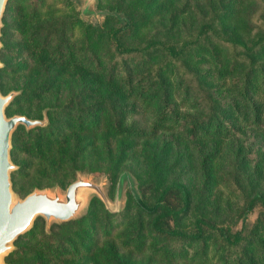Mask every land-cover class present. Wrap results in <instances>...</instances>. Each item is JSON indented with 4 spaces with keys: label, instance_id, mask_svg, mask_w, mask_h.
Listing matches in <instances>:
<instances>
[{
    "label": "trees",
    "instance_id": "trees-1",
    "mask_svg": "<svg viewBox=\"0 0 264 264\" xmlns=\"http://www.w3.org/2000/svg\"><path fill=\"white\" fill-rule=\"evenodd\" d=\"M98 7L121 17L86 25L74 1H8L0 88L3 94L21 90L8 116L22 114L14 113L20 100L51 92L62 76L49 72L53 65L93 76L91 87L64 104L42 106L36 117L23 114L38 119L53 108L45 127L18 126L11 156L16 151L43 161L55 155L75 177L78 149H66L89 139L96 165L89 171L106 174L113 186L123 164L142 158L144 169L134 170L142 197L134 214L130 200L116 216L94 198L82 218L54 224L50 235L37 238L34 227L22 237L41 245L76 237L90 248L108 241L113 264L132 256L146 264H264V0H99ZM48 18L53 21L42 27ZM38 72L40 79L28 86L27 77ZM248 133L256 135L233 154L228 171L210 170L217 152L211 163L206 157L198 163L196 189L167 179L177 163L167 155L181 141L246 139ZM93 204L103 208L95 218Z\"/></svg>",
    "mask_w": 264,
    "mask_h": 264
},
{
    "label": "rangeland",
    "instance_id": "rangeland-1",
    "mask_svg": "<svg viewBox=\"0 0 264 264\" xmlns=\"http://www.w3.org/2000/svg\"><path fill=\"white\" fill-rule=\"evenodd\" d=\"M48 1L54 4L58 3L59 5L63 2V0H48ZM70 1H74L77 4L78 9H80V3L78 0H70ZM98 6H99V0H98ZM104 17L105 16H101L97 20L96 18H93L92 22L90 23H87L84 20L81 21H83L86 25H90V24L94 25L100 23ZM52 21H53L52 19L48 18L41 23V26L44 27ZM14 37L7 38L4 40L7 41ZM1 41H2V36H1ZM2 48L3 46L1 47V49ZM2 58L3 60L7 59L6 55L3 56ZM0 59H1V50H0ZM3 60L1 59L4 67L5 64ZM49 72L52 73L62 72V76L58 77V79L51 85V92H49L48 94H46L41 98H37L36 100H31V101H24V99L20 100L16 105V107L14 108V113H22L31 117H36L38 116V112H39L38 109L41 108L42 106L62 105L64 104V102L66 101V99L70 94L75 93L77 90L81 88H85L86 90L87 88L91 87L90 81L93 78V76L89 71L87 72L82 71L78 73L77 71L74 72V70L70 71V69H67V67L53 65L49 68ZM34 74H32L30 77H27L26 81L28 86L32 85L33 82H37L40 79V77L37 74H41V73L38 72ZM21 85H22L21 81L16 80L15 86L21 87ZM83 97H85L88 100L91 99L90 94H86ZM86 99L82 101L84 102L86 101ZM45 109H47V116H48V111L50 109L52 110L53 108H45ZM255 135L256 134L248 133V136L250 138L245 139L244 137H239V139H232L229 141H215V140L205 141L200 138L193 142L183 140L179 143L180 146L177 149L171 150L167 155V162L173 161V159L177 158V163L175 166H171L168 172L167 179L168 180L180 179V181L189 184V187H191L192 189H196L198 185L201 183L202 169L198 166V163L203 159V157L208 158L206 161L211 163V161L213 160V155H214L213 153L218 152L219 154L218 158L215 159L214 165L212 164L213 166L210 165V170L215 171L218 174L219 172L228 171L227 163L231 159L233 154L239 150L240 153L241 151L244 152L245 149L242 148L243 147L242 145L246 144L247 141H250ZM256 139L260 140L262 139V136L258 134ZM262 141L264 142V139H262ZM90 144L92 143L90 142L89 139H87V141L81 140L76 144L70 143L66 151L67 153H71L74 149L76 148L78 149L74 158L76 161L75 162L76 165L80 168V170H82V172L93 174L96 177L100 175H104L103 173L102 174L92 173V171H89L91 168L96 167L94 161H92L91 158L94 149ZM81 150L82 152H80ZM11 159L18 166V169H19L18 164H20L21 166L19 173L15 174L12 181L14 191L18 193L21 197H24L35 187L44 188V187L58 185L61 188H66V186L75 178L66 171L65 163H63L62 160L57 158L55 155L47 157L43 161H36L30 155H27L25 153H18L15 151L13 156H11ZM145 165L146 164L144 163L142 158L136 155L134 158L131 159L130 162L125 163L121 166V169L128 170L133 175V177L136 180V187H135V191L132 192L128 188L127 184L125 185V197H126L125 206L120 212H122L125 209L126 205L130 200H131L130 213L134 214L136 212L134 203L137 201V199H141L142 194L140 191L139 181L137 177L134 175V170L141 171L144 169ZM261 171L264 174V169H262ZM11 179H12V173H11ZM108 182H109L108 193L110 197H113L116 183L113 186L111 185L109 179ZM91 203L88 208V211L84 215H82V217L88 214L91 207ZM92 208L94 209L91 212L93 218L99 216L103 211L102 206L99 204H93ZM257 211L258 209H256L254 213H251L249 215L248 217L249 223H251L254 220L255 216L257 215ZM118 213L112 215L116 216ZM40 219L38 220L37 218L34 221V224L31 228L33 229L35 227L34 228L35 231H38L37 233L39 235L37 236V238L41 235L43 231L46 235H50L52 232L51 230L52 226L54 225L52 224L49 228V232L46 233L44 228V221L43 219L42 220ZM21 237L15 241L14 243L15 248L5 257L6 262L12 264H113L112 260L110 259V256L107 254L108 252L107 248L109 245L108 241H99V243H97L95 247L90 248L87 239L80 240L76 237L63 241L56 239L53 242H49V245L47 244L41 245L37 243L36 242L37 238L35 240H28L24 237L22 238ZM13 251L15 252L13 253ZM10 254L12 255L9 256ZM125 261L127 264L147 263L146 261H142L138 257H133V256L128 259H125ZM160 264H169V263L161 262Z\"/></svg>",
    "mask_w": 264,
    "mask_h": 264
},
{
    "label": "water",
    "instance_id": "water-1",
    "mask_svg": "<svg viewBox=\"0 0 264 264\" xmlns=\"http://www.w3.org/2000/svg\"><path fill=\"white\" fill-rule=\"evenodd\" d=\"M9 0H0V50L3 15ZM79 18L87 23L101 16L121 17L116 11L98 8V0H78ZM3 63L0 59V69ZM21 90H10L3 94L0 88V264H12L5 257L15 248V241L28 232L37 218H42L46 233L52 224L76 220L84 215L93 198L100 200L111 214L120 212L125 206V185L134 192L136 180L128 170H123L117 179L114 195L109 196L107 175L75 171L74 180L66 188L58 185L33 188L21 197L13 189L11 173L18 166L11 159L12 136L18 126L26 131L34 127H45L49 123L47 109L42 118L32 119L23 114L8 116L6 108Z\"/></svg>",
    "mask_w": 264,
    "mask_h": 264
}]
</instances>
